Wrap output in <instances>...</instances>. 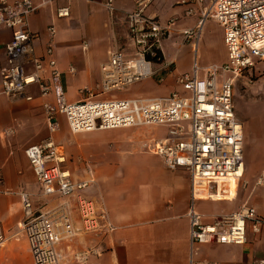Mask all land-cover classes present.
<instances>
[{
  "label": "built area",
  "instance_id": "built-area-1",
  "mask_svg": "<svg viewBox=\"0 0 264 264\" xmlns=\"http://www.w3.org/2000/svg\"><path fill=\"white\" fill-rule=\"evenodd\" d=\"M54 1L0 0V28L12 30V38L6 46V64L1 69L0 92L7 97L23 96L32 100L34 96L29 91L37 86L49 136L27 146L24 152L42 193L75 197L82 222L81 228L74 225L67 212V202L60 204L56 215L52 210L35 207L31 194L19 191L24 213L20 227L27 237L34 264H62L63 255L58 245L73 239L79 232L105 238L117 228L105 204L98 206L82 193L94 180L78 181L66 167V152L54 139L60 129V114L66 117L73 133L167 126L166 137L153 139L147 145L162 157L169 169L182 168L189 172L195 200L204 196L205 185L210 187L213 183L218 185L220 180L230 183L245 178L244 123L237 115L234 87L237 78L258 73L264 67V0H196L200 6L199 21L194 27L180 30L179 17L162 22L148 14L155 0H133L134 8L124 17L131 49H112L108 61L101 66L102 78L96 89L84 86L80 89L84 98L70 102L55 57V25L48 28L51 38L45 53L40 55L35 47L36 34L28 24L32 13ZM181 3L187 4L188 0ZM105 6L110 15L117 11L114 0H108ZM69 12V6L61 7L57 15L64 17ZM195 14V8L188 7L184 16ZM207 18H214L223 29L227 59L203 67L198 61L196 43ZM178 30L184 42L192 44L194 54L192 71L177 75L176 82L181 89L160 97H106L112 91L125 90L159 73L162 74L159 82H164L173 69L172 63L164 60L163 41ZM87 48L85 43L83 50ZM16 133L15 126L2 131L7 141ZM256 184L264 186V169ZM5 186L6 179L0 169V192L13 193ZM187 215L194 253L201 244L242 245L247 241L249 230L260 232L264 227V216L247 204L205 223L193 201ZM3 237L0 227V245ZM91 251L97 250L89 247L77 258L86 259ZM256 264H264V258Z\"/></svg>",
  "mask_w": 264,
  "mask_h": 264
},
{
  "label": "crops",
  "instance_id": "crops-1",
  "mask_svg": "<svg viewBox=\"0 0 264 264\" xmlns=\"http://www.w3.org/2000/svg\"><path fill=\"white\" fill-rule=\"evenodd\" d=\"M107 1L55 0L39 7L28 18L29 28L37 37L35 47L40 55L45 53L51 38L48 28L55 25V57L70 102L84 98L80 94L82 87L96 89L102 78L101 66L108 61L112 49H131L124 17L134 8L133 0H114L117 7L114 15L107 10ZM65 6L70 8L69 15L59 17L58 9ZM188 7H194L196 14L185 17ZM199 11L196 0H188L187 4H182L181 0H155L147 12L162 22L173 16L179 17L180 30L194 27L200 18ZM218 27L216 41L224 49L223 56L219 61L208 63L200 62L198 57L203 67L227 59L223 29L221 25ZM179 30L163 41L164 60L172 63L173 72L164 82H159L160 73L141 81L155 86V93H136L127 97L167 96L181 89L176 82L177 75L192 71L194 54L192 44L184 42ZM11 38V29L0 28V91L1 69L6 64V46ZM202 38L204 24L196 43L197 53ZM85 43L88 45L86 51L83 50ZM71 68H74L73 72ZM29 92L34 96L32 100L23 96L7 97L0 92V169L6 179L5 188L13 192H0V223L7 212V202L17 204L14 197L2 196L28 192L37 207L34 197L38 186L44 199L37 208L52 210L58 215L60 204L67 202L70 218L76 227L81 228L76 198L44 195L25 155L27 146L40 143L49 136L37 86ZM238 117L244 123L245 178L230 183L220 180L218 185L213 183L210 187L205 185L204 196L195 200L189 172L182 168L169 169L162 157L147 145L153 139L166 137L167 126L145 125L73 133L69 125L63 123L54 139L66 152V167L78 181L94 180L82 193L98 206L104 203L117 228L105 238L79 232L73 239L66 240L69 248H62L60 243L57 248L63 255L62 264H256L264 258V227L260 232L249 230L247 241L242 245L201 244L195 253L192 246L187 213L193 201L205 223L237 211L246 200L264 216V186L256 184L264 169V120L243 113ZM248 119H251L249 123ZM8 126L17 128L10 141L2 134ZM244 180L248 186L244 188L245 197H242L239 196V185ZM223 183L229 185V194L224 193ZM215 185L217 192L213 194ZM207 197L228 198L230 201H211ZM55 198L59 201L50 204ZM3 236L0 264H34L25 234L3 233ZM89 247L97 251L88 252L86 259L77 258Z\"/></svg>",
  "mask_w": 264,
  "mask_h": 264
},
{
  "label": "rangeland",
  "instance_id": "rangeland-1",
  "mask_svg": "<svg viewBox=\"0 0 264 264\" xmlns=\"http://www.w3.org/2000/svg\"><path fill=\"white\" fill-rule=\"evenodd\" d=\"M218 25L220 24L214 18H207L204 22V38H202L201 40L202 43L200 42L198 49V57L200 58L199 59L200 62L204 61V63H208L212 61H219L223 56L224 49L221 46V44L217 43L216 41L217 30H219ZM261 69L262 71H259L258 73L245 74L237 78L236 80L234 87V99H235V107L238 116L239 113H243L247 115L251 114L252 116L259 118L262 121L264 120V67L262 66ZM155 92H156L155 86H151L149 84H145L144 82H140L126 88L125 90L112 91L111 93L107 94L106 97L109 96L127 97V96H132L136 93L149 94ZM82 95L85 96L84 94ZM58 118L60 121V129H62L63 123L68 125L66 117L64 115L60 114ZM250 120L251 119H248V123L250 122ZM44 124H46V121L44 122ZM258 154L259 153L257 152L256 155ZM247 186L248 184L245 182V180L240 183L239 192L241 193H239V196L245 197L246 190L244 188H246ZM222 189L226 191L224 192L225 194H229V185L223 183ZM216 192H217V186L215 185L212 189V193L215 194ZM40 194L41 192L39 190V187L36 186V196L34 198H35V205L37 207L41 205L44 199L42 196H40ZM2 197H7V198L14 197L15 202L17 203L14 204L11 201L7 202L6 205L7 212L3 214V220L0 223L2 233L6 235H9L11 233H20L21 235H24L25 234L24 231L19 226L20 222L23 219V209L19 195L9 194V195H4ZM206 199L211 201H230L228 198L213 199L212 197H207ZM58 201L59 200L55 198L51 201L50 204H55ZM243 204L251 205V203L248 200H246L245 203ZM243 204H241L240 207ZM60 246L62 248L63 247L69 248V244L66 241L61 243Z\"/></svg>",
  "mask_w": 264,
  "mask_h": 264
}]
</instances>
